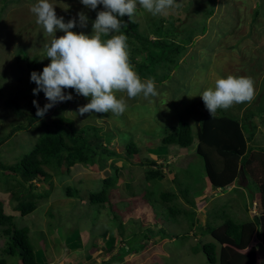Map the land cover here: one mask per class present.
Wrapping results in <instances>:
<instances>
[{"label": "rangeland", "instance_id": "374dc122", "mask_svg": "<svg viewBox=\"0 0 264 264\" xmlns=\"http://www.w3.org/2000/svg\"><path fill=\"white\" fill-rule=\"evenodd\" d=\"M37 2L38 0H0V86L3 90L0 94V140L10 132L16 120L27 123L20 119L12 108H8L5 102L6 96H19L17 102L27 116V93L32 91L34 85L30 80L26 62L18 57L19 49H26L31 58H37L46 65L51 63L50 58L46 56L44 45L50 44L54 36L47 34L43 27L36 23V16L30 9ZM50 2L55 6L58 17H64L65 22L73 17L78 21L77 14L83 11L88 17L87 27L81 28L78 23L72 30L87 35L93 34L92 24L97 18V13L104 10L103 5L91 10L85 7L81 0ZM188 3L189 0H185L182 4ZM216 4L213 15L205 13L209 6L206 0H198L190 5L193 8L189 10H170L171 16L168 14L166 18L153 16L138 6L137 18L143 28L150 18L157 19L164 26H208L206 34L198 35L197 44L191 46L185 57L180 60L182 69H186L183 71L186 75L181 82L180 71L176 70L171 72L173 83H159L154 80L159 93L156 97L145 99L141 94L128 98L126 92L116 93L117 97H123L128 105L122 115L109 112L80 116L78 108L89 103L90 97L85 98L75 93L72 94L73 100L63 102L60 110L47 116L51 118L61 115L73 121L79 130L87 125L97 126L102 129V134L111 135V138L105 139V146L110 151L125 155V159H115L113 162L122 168L120 173L127 178V182H118L105 206L91 203L89 205V195L103 189L102 179L108 175V169L76 165L70 172L63 167L61 173H53L52 179L45 182L41 179V183H34V193H44L46 196L45 192L50 191V195L37 201L36 211L24 217L13 209L16 202L7 192V188L0 185V207L6 214L14 216L17 228L30 230L31 242L36 252H40L42 264L45 258L55 259L58 263L60 257L64 260L72 256L74 251L67 246L66 243L69 242H66V239L75 231H79L83 240L87 236L83 232H90L89 244L78 247L77 252L85 254L90 250L88 256L94 259L98 256L92 251H97L104 241H108L104 246V256L99 258L97 264H106L112 257L109 264H120V261H116V255L121 247L122 251L127 249L126 259L132 257L128 264H209L203 253L194 252L198 243L204 244L212 240L211 236L204 235L203 230H199L206 224L208 214L225 208L224 211L218 212V223H222L224 212L238 221L253 219L256 216V205L261 198V191L256 186L264 181L259 162L254 164L255 172L250 178L242 175L232 187L209 192L204 163L196 154L198 141H195L191 149L167 147L162 144L163 137L172 127L177 126L180 120L189 122L196 131V121L202 111L201 104L204 105L199 95L214 87L217 79L226 78L228 75L250 76L255 81L254 98L261 97L264 92V0H216ZM256 10H259V16L255 17ZM120 19L124 20L123 17ZM64 34L58 30L56 37ZM191 54H195L196 58L190 57ZM148 79L151 78H143L142 81ZM35 100L42 107L48 103L45 96ZM239 106L234 104L227 112L241 117ZM259 127L254 145L264 147V126ZM42 130L39 125H35L28 131H19L0 147V173L33 149L34 141ZM124 138H130L136 143L140 149L138 155L126 153ZM124 161L128 162L125 166ZM151 161L163 166V177L159 178L158 186L146 180L147 164ZM113 173L114 171L111 175ZM4 176L11 178L12 173L6 172ZM69 187L80 191L78 198L67 196ZM187 188L188 194H182ZM166 189L176 195V199L171 203H164L159 199V194ZM197 190L202 193L199 194L200 191L196 192ZM147 191H151V195L147 196ZM251 192H254L255 196L252 205ZM193 197L196 200L195 206L187 202ZM173 206L181 210H196L199 216L196 234H192V238L187 242L169 237L160 240L161 232L180 235L188 229L189 225L184 216H177V221L167 217L170 215L168 208ZM154 219L156 220L153 221ZM120 222L123 223L124 229L122 236L118 234ZM147 230H151V233ZM103 233L105 237H102ZM144 235L148 236L146 240ZM5 242L0 231V259L5 258L9 264H20L19 257L2 255L1 249ZM138 242L146 244V247L139 253H130L128 249L136 247ZM255 244H258L257 239L253 240L251 246ZM220 249L221 246L218 245V255ZM262 253L264 254V250ZM262 253L259 252L260 256L264 257ZM48 262L49 260L46 263ZM79 263L77 260L76 264Z\"/></svg>", "mask_w": 264, "mask_h": 264}, {"label": "trees", "instance_id": "16d2710c", "mask_svg": "<svg viewBox=\"0 0 264 264\" xmlns=\"http://www.w3.org/2000/svg\"><path fill=\"white\" fill-rule=\"evenodd\" d=\"M183 1L185 0H177V3L182 4ZM197 1L189 0L187 5L182 4L179 9L189 10L193 8L190 5L194 2L197 3ZM206 2L209 6L205 13L213 15L214 6L217 5L216 0H206ZM137 14L138 11L135 17ZM254 15L255 17L256 15L259 16V10H256ZM167 16H162V18ZM135 17L134 22L127 15L123 17V21L128 24V27L122 29V32L128 36L130 61L141 80L149 77L159 83L164 81H172L173 83L171 72L179 70L181 82V79H184L186 75L183 72L186 69H182L180 60L185 57L191 46L197 44L196 37L200 34H206L208 26L203 23H201L203 24L202 27L199 24L185 28H179L175 24L164 26L157 19L150 18L143 28L137 24L138 21ZM255 21L256 19H254V23ZM102 38L106 40L110 37L104 36ZM234 47L236 48L237 45ZM18 54L19 59L26 62L29 68V76L33 71L42 73L43 68L47 66L46 63L37 58H31L24 48L19 49ZM190 57L195 59L196 55L191 54ZM33 85V89H35L37 85L34 82ZM33 89L27 93L28 102L25 103L27 110H29L27 116L17 102L19 96L15 97L11 94L9 97L6 96L5 100L6 106L12 108L16 115L27 121V123L16 120L10 132L0 140V147L19 131H28L35 125L43 128L39 137L34 141L35 146L33 149L24 155L20 161L12 165L9 164L6 170L0 173V185L2 184L4 188H7V192L11 194L13 201L16 202L13 209L23 217L36 211L37 201L47 198L50 191L45 192L46 196L44 193H34L36 187L34 183L40 182L41 179H52L53 173H61L63 167H66V171L70 172L76 165L108 169V175L103 176L102 179L103 189L89 195V205L91 203L105 206L118 182L120 180L127 182V178L120 173L122 168H119L113 162L115 159H125V155L110 151L105 146V139L111 138V135L110 133L102 134V129L97 126L87 125L79 130L73 121L61 115L48 118V115L60 110L59 107L63 102L51 108L43 118L37 117V109L33 105V101L35 98L44 97L45 94L41 91L38 95H34ZM2 92L0 86V94ZM65 92L75 94L74 89H65ZM239 105V109L242 111L241 117L240 115L238 117L233 116L227 110L220 109L217 111L216 116L212 118L205 105L201 104L202 111L196 121V131L193 130L189 122L180 120L178 125L172 127L170 132L162 139L164 146H176L182 149H191L195 141H198L196 154L204 163L209 192L211 190H226L232 187L242 177L241 167H243L244 176L250 178V175L255 172L254 164L259 162L264 173V147L254 145V138L258 128H260L259 126H264V92L261 97ZM124 139L126 153L138 155L140 149L136 143L130 138ZM127 161H124V166L128 164L129 161ZM162 168L163 166L156 161L148 162L146 180L158 186L159 178L163 177ZM112 171L114 173L111 175ZM6 172L12 173L11 178L10 176H4ZM193 181L195 182V179ZM187 187L190 188L189 185ZM256 187L261 191V199L258 202V216L253 219L238 221L224 212L222 223H218V212L225 210V208H221L214 211V213L210 212L206 224L199 228V230H203L204 235L211 236L212 240L204 244L198 243L194 248V252L203 253L209 264H264V257L259 254L264 250V181ZM188 188L182 194H188ZM254 192L250 193L251 202L255 198ZM79 194L80 191L76 188L69 187L67 189V196L69 197L78 198ZM149 195H151V191H147V196ZM159 199L164 203H171L176 199V195L166 189L159 194ZM195 201L194 197L190 201L187 200L193 206L196 205ZM132 207L133 205H131ZM168 209L170 215L167 217L177 221V216L182 215L189 226L186 232L180 235L161 232L160 240L169 237L182 239V242L189 241L192 238L191 235L196 234L195 229L198 228L199 222L197 220L199 216L196 210H181L175 206ZM14 222V216L5 214L0 207L1 237L6 240L1 249L2 255L19 257L20 264H42V257L38 256L31 242L30 230L28 228H17ZM119 229L118 234L122 236L124 234L122 222L119 224ZM147 232L151 233V230H147ZM143 238L146 240L148 236L144 235ZM254 239L258 240V244L251 246ZM218 245L221 246L220 255H218ZM145 246L146 244L138 242L136 247L133 246L134 248L131 247L128 251L139 253ZM126 252L127 249L125 248L121 256H117L116 261L126 259ZM0 264H9V262L5 258H1Z\"/></svg>", "mask_w": 264, "mask_h": 264}, {"label": "clouds", "instance_id": "9594fccd", "mask_svg": "<svg viewBox=\"0 0 264 264\" xmlns=\"http://www.w3.org/2000/svg\"><path fill=\"white\" fill-rule=\"evenodd\" d=\"M81 3L91 10L103 5L104 10L97 13L92 24V35L72 30L78 23L81 28L87 27L88 17L83 11L77 14L78 21L73 17L65 22L64 17H58L50 0H38L30 9L36 16V23L54 36L50 44L44 45L51 63L42 73L33 71L30 75L31 82L37 85L33 94L42 91L48 101L43 107L37 100L33 101L37 117L43 118L58 103L73 100L72 93H66L65 89H74L76 95L90 97L89 103L78 108L80 116L109 112L124 114L128 105L123 97H117L118 92H126L128 98L142 94L148 99L159 95L154 79L142 81L135 71L130 61L128 36L122 32L128 24L120 18L127 15L134 22L138 6L153 16H167L170 10L179 9L182 4L177 0H81ZM135 18L138 21L137 16ZM137 24L141 25L139 21ZM58 30L65 34L57 38ZM104 36L110 38L105 40ZM199 96L214 118L220 109L251 102L255 96V81L250 76L228 75L217 79L214 87ZM256 206L255 215L258 216L259 204Z\"/></svg>", "mask_w": 264, "mask_h": 264}, {"label": "crops", "instance_id": "0c3cea01", "mask_svg": "<svg viewBox=\"0 0 264 264\" xmlns=\"http://www.w3.org/2000/svg\"><path fill=\"white\" fill-rule=\"evenodd\" d=\"M83 234L84 235H87L85 238H84V240H83V238L81 237V235L79 234V231H75L74 232V234H70L68 237H67V239H66V242H69V243H66L67 244V246L69 247V248H71V250L72 251H74V253L73 252H71V253H73V255L72 256H70L69 258H65L64 260L60 257L59 258V262L57 263L56 262V260L55 259H53V260H51V259H48V258H43L44 259V264H76V262H77V260H79L80 261V263L79 264H97V261L99 260V258H102L103 256H104V246H105V244L108 242V241H104V243H103V245H102V247L101 248H99L97 251L94 249L93 251H92V253H94V255L97 257L96 259H94V258H91V256H88V254H89V252H90V250L89 251H87L85 254H87V256H85V254H84V252H77L78 251V247H80V246H87L88 244H89V242L90 241H88L89 240V235H91L90 234V232L88 233V232H83ZM105 233H103L102 234V237H105L106 235H104ZM114 239V238H113ZM88 241V242H87ZM114 241V240H113ZM88 243V244H87ZM112 246V245H111ZM146 247V246H145ZM122 249H123V247H121L120 249H118V253H117V255L116 256H121V253H122ZM38 253V256H40L39 254H40V252H37ZM76 253V254H75ZM83 254V255H82ZM138 256V255H137ZM85 257H87L86 259H85ZM113 258V257H112ZM112 258H110L109 260H107L108 262H110L111 260H112ZM132 258V257H131ZM131 258H128V259H124V260H119L120 261V264H128L129 263V261L131 260ZM80 259H83L82 261L80 260ZM90 259H91V261H90ZM47 260H49V262L48 263H46L47 262ZM89 261V262H88ZM119 261H117V262H119ZM132 261V260H131ZM108 262H105L106 264H109ZM99 264H100V262H99Z\"/></svg>", "mask_w": 264, "mask_h": 264}, {"label": "water", "instance_id": "95a60500", "mask_svg": "<svg viewBox=\"0 0 264 264\" xmlns=\"http://www.w3.org/2000/svg\"><path fill=\"white\" fill-rule=\"evenodd\" d=\"M241 174L244 175L243 167L240 168Z\"/></svg>", "mask_w": 264, "mask_h": 264}]
</instances>
